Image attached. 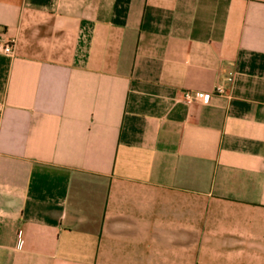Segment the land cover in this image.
<instances>
[{
    "label": "crops",
    "instance_id": "obj_1",
    "mask_svg": "<svg viewBox=\"0 0 264 264\" xmlns=\"http://www.w3.org/2000/svg\"><path fill=\"white\" fill-rule=\"evenodd\" d=\"M0 37V264H264V0H0Z\"/></svg>",
    "mask_w": 264,
    "mask_h": 264
},
{
    "label": "built area",
    "instance_id": "obj_2",
    "mask_svg": "<svg viewBox=\"0 0 264 264\" xmlns=\"http://www.w3.org/2000/svg\"><path fill=\"white\" fill-rule=\"evenodd\" d=\"M0 52H2L3 54L13 57L15 54V44L14 41L11 40H5L4 38L0 37ZM217 92L220 95H225L226 94V90L224 88V86L219 85L217 87ZM186 100L188 102L192 101V100H201L203 102H207L209 100V95H205V94H201V93H196L195 95H192L190 93H186L185 95ZM3 114V104H0V119L2 117Z\"/></svg>",
    "mask_w": 264,
    "mask_h": 264
}]
</instances>
